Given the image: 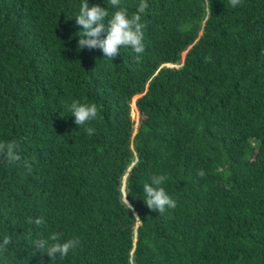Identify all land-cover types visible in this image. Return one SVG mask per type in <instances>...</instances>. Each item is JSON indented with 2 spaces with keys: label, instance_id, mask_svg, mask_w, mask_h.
<instances>
[{
  "label": "trees",
  "instance_id": "trees-1",
  "mask_svg": "<svg viewBox=\"0 0 264 264\" xmlns=\"http://www.w3.org/2000/svg\"><path fill=\"white\" fill-rule=\"evenodd\" d=\"M55 1L75 7L0 0V142H22L0 156V264H264V0H147L139 63L79 49L84 0ZM73 100L97 120L78 126ZM153 175L164 214L144 202ZM53 232L80 246L51 260L33 241Z\"/></svg>",
  "mask_w": 264,
  "mask_h": 264
},
{
  "label": "clouds",
  "instance_id": "clouds-1",
  "mask_svg": "<svg viewBox=\"0 0 264 264\" xmlns=\"http://www.w3.org/2000/svg\"><path fill=\"white\" fill-rule=\"evenodd\" d=\"M71 7H75L70 1ZM110 4L117 8L111 16L105 7L99 5L89 6L87 0H84L80 10L75 9L79 15L76 17V23L82 26L83 31L78 41L79 49L87 47L88 49H101L104 56L112 60L118 54L122 47H130L136 53V61L140 62L141 56L145 51L144 43V29L146 25L141 22V14L145 13L148 8L147 0H141L137 11L129 16L128 10L121 7V0H109ZM232 7L241 5L242 0H229ZM102 34H106L102 37ZM86 37V38H85ZM173 66L174 64H166ZM136 97V96H134ZM133 97V98H134ZM133 106L134 103H133ZM136 109V108H135ZM71 115L75 117V123L78 126H85L92 121L97 120L99 110L95 103H81L78 100H73L69 106ZM86 133L91 136L95 129L92 127L85 128ZM21 140L13 139L7 142H0V156H3L8 164H13L21 160L20 148ZM25 167L28 172L32 171L31 164L25 161ZM197 175L203 178L206 173L201 169L198 170ZM168 179L167 175H153L151 183H146L143 186V192L146 195L144 202L147 207L160 214H164L166 209H175L177 202L173 199L161 185ZM128 194L124 196L125 202L129 210L133 206L127 200ZM139 219V216H136ZM28 224H35L38 227L46 225V220L43 216L33 219H27ZM62 233L53 232L47 238H40L33 241L35 249L41 253L47 254L51 260L57 257L63 259L68 256L69 252L75 251L80 246V239L78 237L62 240ZM12 243L11 238L5 236L0 242V254L7 251V246Z\"/></svg>",
  "mask_w": 264,
  "mask_h": 264
},
{
  "label": "rangeland",
  "instance_id": "rangeland-1",
  "mask_svg": "<svg viewBox=\"0 0 264 264\" xmlns=\"http://www.w3.org/2000/svg\"><path fill=\"white\" fill-rule=\"evenodd\" d=\"M50 1H54L53 3H55L57 6H60L61 4H65L67 2H63V1H55V0H50ZM136 97L133 98V100L135 99ZM130 115L132 117V119H134V130L133 132L136 131V127L139 123V117H138V113H137V110L135 109V106H133V104H131V112H130Z\"/></svg>",
  "mask_w": 264,
  "mask_h": 264
}]
</instances>
